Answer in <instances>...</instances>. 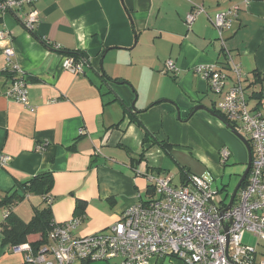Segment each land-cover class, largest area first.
Returning <instances> with one entry per match:
<instances>
[{"label":"crops","instance_id":"obj_1","mask_svg":"<svg viewBox=\"0 0 264 264\" xmlns=\"http://www.w3.org/2000/svg\"><path fill=\"white\" fill-rule=\"evenodd\" d=\"M198 6L205 13L189 25L187 16ZM34 7L40 22L33 33L24 27L25 10L0 14V31L13 38L0 43V155L11 158L0 166V202L14 192L20 196L25 183L48 173L52 203L33 188L14 205L0 207V264L25 260V252L4 241L2 225L10 211L28 223L48 208L54 224L80 218L74 235L92 236L154 196L147 175L172 184L178 179L179 186L188 176H202L182 166L181 148L191 155L202 150L201 159L221 175L220 167H227L223 144L210 136L217 128L232 145L236 140L218 118L194 111L204 106L215 113L219 100L195 67L225 68L228 88L235 83L230 55L246 86L259 75L262 84L253 88L264 87V0H37ZM235 8L223 46L211 19ZM6 46L15 51L11 63ZM70 51L85 55L83 75L63 69ZM167 61L175 62L177 74L164 73ZM13 66L28 75L35 112L7 96ZM40 238L31 235L26 244ZM50 244L48 236L40 249Z\"/></svg>","mask_w":264,"mask_h":264},{"label":"built area","instance_id":"obj_2","mask_svg":"<svg viewBox=\"0 0 264 264\" xmlns=\"http://www.w3.org/2000/svg\"><path fill=\"white\" fill-rule=\"evenodd\" d=\"M37 0H0V14L25 10L24 27L33 33L40 22L34 7ZM191 1V0H188ZM248 3V1H246ZM205 13L202 6L187 16L193 24ZM238 8L216 13L211 21L218 39L225 46V35L232 27ZM8 30L0 31V43L10 42ZM8 63L15 56L12 46L3 50ZM229 55V52H227ZM234 85L227 88L229 74L217 65L198 66L194 72L208 81L210 90L219 97L217 109L235 131L247 139L252 151L251 169L230 210L225 201L216 202L218 191L207 186L205 180L188 176L181 186H173L168 178L147 175L154 196L130 207L120 220L102 233L76 237L74 231L82 223L76 218L54 224L49 233L50 246L35 251L29 244L14 247L25 252L24 264H162L166 259L182 264H264L258 252L245 242L247 233L253 234L264 245V98L250 97L241 69L227 56ZM87 61L67 55L62 61L66 71L84 74ZM173 61H167L164 73L177 74ZM12 85L7 96L24 105L30 112L35 108L29 100L28 75L17 66L12 67ZM264 97V91H262ZM81 132L80 134H82ZM39 151L44 146L38 147ZM222 162L227 164L231 154L221 149ZM10 157L0 155V166L5 167ZM47 202L52 203L48 197Z\"/></svg>","mask_w":264,"mask_h":264},{"label":"rangeland","instance_id":"obj_3","mask_svg":"<svg viewBox=\"0 0 264 264\" xmlns=\"http://www.w3.org/2000/svg\"><path fill=\"white\" fill-rule=\"evenodd\" d=\"M221 127H223L222 124H220ZM225 129V127H223ZM228 131V133L236 140L235 144L232 145V141L228 140L221 132L216 128L213 132V134L210 136V139L215 142V144L220 141V144H223L220 148L221 149H227L230 154L231 158L227 162V167L221 169V175L218 176V173L215 171V168H211L207 166V163L204 162L201 158L202 156V150L201 153H194L189 154L190 149L188 148H181L184 149L185 152V158L179 159L182 162V166L187 168V171L190 174L198 173L199 175L202 174V176H199L198 178L201 180H205L207 182V186L209 185L210 188L214 191H220L219 194H217L216 202L219 203L220 201H225L226 203L230 202L231 195L233 194L236 185L238 184L240 180V175L243 173L247 166L248 162V151L246 149V146L244 143L238 139L231 131L225 129ZM212 142V145H215ZM205 149V146H203ZM209 150L212 151L213 147L210 146ZM176 166V162H173ZM178 168V166L176 167ZM186 171V172H187ZM177 171H172L171 176H174ZM173 186H179V180L177 179V182L175 181L173 183ZM245 242L250 244L251 247L255 248L258 252V259L264 260V245L261 242H258V239L253 236L251 233H247L245 235ZM178 260H169L166 259L162 264H178Z\"/></svg>","mask_w":264,"mask_h":264},{"label":"trees","instance_id":"obj_4","mask_svg":"<svg viewBox=\"0 0 264 264\" xmlns=\"http://www.w3.org/2000/svg\"><path fill=\"white\" fill-rule=\"evenodd\" d=\"M66 54L74 56L76 59H80L81 57H85L83 53L70 51L66 52ZM258 78L255 82H252L249 86H246V89L249 91L250 97L257 101H261L264 97L262 95V91H264V87L257 90L253 87L256 86L258 83L262 84L259 75H256ZM215 113L220 114L219 111H215ZM222 118H224L222 116ZM225 120V118H224ZM150 137H153L150 133H147ZM154 143L160 144L164 149H166V145L163 142H158L155 138L153 139ZM184 172V171H183ZM187 178V177H186ZM187 180V179H186ZM36 185H35V184ZM21 195L18 196L17 192L11 193L7 195L1 202L0 207L3 206H12L14 205L19 199L22 200L26 198L31 192H40L46 196V199L49 197V192L52 188L51 178L48 173L39 175L35 178H32L28 183H25L22 186ZM151 189V188H150ZM154 190H150L151 193ZM47 201V200H46ZM53 220L51 216L50 209L46 208L43 211L37 212L34 218L26 223L22 221L16 214L12 213L11 211L5 216L4 223L2 225V233L4 235V241L6 244L10 245L11 247L19 246L22 244L28 243V238L31 235H39L41 238L38 242L30 244L33 249L37 251L40 249L41 246L45 245L48 242V236L50 231L53 228Z\"/></svg>","mask_w":264,"mask_h":264},{"label":"water","instance_id":"obj_5","mask_svg":"<svg viewBox=\"0 0 264 264\" xmlns=\"http://www.w3.org/2000/svg\"><path fill=\"white\" fill-rule=\"evenodd\" d=\"M205 111L207 113H209L210 115H212L213 117H216L219 119V121L229 130L231 131L238 139H240L244 145L246 146V149L248 151V162H247V168L246 170L244 171L243 174H241L240 176V180L238 182V184L236 185V188L233 192V194L231 195V199H230V202L228 204V207H227V210H230L232 208V205L235 201V198L238 194V191L239 189L241 188L242 184L245 182L249 172H250V169H251V164H252V151H251V147L249 145V142L247 141V139H245L244 136H242L240 133H238L237 131H235V129L226 122V120H224L221 116L215 114L214 112L210 111L207 107H204V106H199V107H196L194 111Z\"/></svg>","mask_w":264,"mask_h":264},{"label":"flooded vegetation","instance_id":"obj_6","mask_svg":"<svg viewBox=\"0 0 264 264\" xmlns=\"http://www.w3.org/2000/svg\"><path fill=\"white\" fill-rule=\"evenodd\" d=\"M246 168H247V166H246ZM246 168H245V170H246ZM245 170H244V171H245ZM244 171H243V173H244ZM243 173H242V174H243ZM240 177H241V176H240ZM247 177H248V176H247ZM246 179H247V178H246ZM245 181H246V180H245ZM244 183H245V182H244ZM244 183H243V184H244ZM243 184H242V185H243Z\"/></svg>","mask_w":264,"mask_h":264}]
</instances>
